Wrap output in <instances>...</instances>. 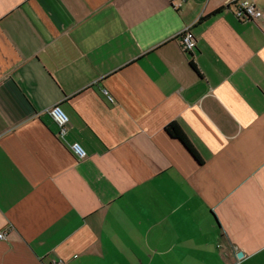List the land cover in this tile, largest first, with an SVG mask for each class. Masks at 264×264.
<instances>
[{"label": "crops", "instance_id": "crops-1", "mask_svg": "<svg viewBox=\"0 0 264 264\" xmlns=\"http://www.w3.org/2000/svg\"><path fill=\"white\" fill-rule=\"evenodd\" d=\"M181 1L0 0V264H264V0Z\"/></svg>", "mask_w": 264, "mask_h": 264}, {"label": "built area", "instance_id": "built-area-1", "mask_svg": "<svg viewBox=\"0 0 264 264\" xmlns=\"http://www.w3.org/2000/svg\"><path fill=\"white\" fill-rule=\"evenodd\" d=\"M231 5L235 7V15L240 20L255 21L262 16V13L255 7L253 0H231ZM179 39L181 50L183 51V53H193L195 51L196 39L192 34L190 28L184 29ZM103 94L106 96L107 101H109L110 103L113 102V99L107 95L106 91H103ZM48 114L59 129L58 136L63 139L66 134L65 126L68 122L67 117L63 114L58 106H54L49 109ZM71 149L79 159H82L85 156L84 151L77 144H73L71 146ZM5 239L6 234L3 231H0V241H4Z\"/></svg>", "mask_w": 264, "mask_h": 264}, {"label": "trees", "instance_id": "trees-1", "mask_svg": "<svg viewBox=\"0 0 264 264\" xmlns=\"http://www.w3.org/2000/svg\"><path fill=\"white\" fill-rule=\"evenodd\" d=\"M219 11L220 10L214 12L213 14H217ZM205 18H207V17H205ZM165 133L171 139H174V140H177L178 142H180V144L184 147V149L189 153V155L192 158H194L196 160L198 159V156H197L195 150L193 149V147L191 146V144L189 143V141L185 137V135L182 132V130L180 129V127L175 122H172L171 124H169L165 127Z\"/></svg>", "mask_w": 264, "mask_h": 264}, {"label": "water", "instance_id": "water-1", "mask_svg": "<svg viewBox=\"0 0 264 264\" xmlns=\"http://www.w3.org/2000/svg\"><path fill=\"white\" fill-rule=\"evenodd\" d=\"M237 257L238 258H241L242 257V254L241 253H237Z\"/></svg>", "mask_w": 264, "mask_h": 264}]
</instances>
